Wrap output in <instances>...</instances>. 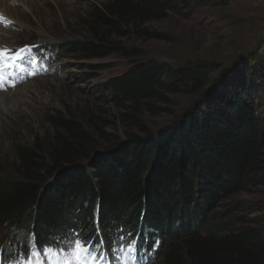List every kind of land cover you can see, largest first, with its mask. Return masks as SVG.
I'll list each match as a JSON object with an SVG mask.
<instances>
[{
  "label": "trees",
  "instance_id": "trees-1",
  "mask_svg": "<svg viewBox=\"0 0 264 264\" xmlns=\"http://www.w3.org/2000/svg\"><path fill=\"white\" fill-rule=\"evenodd\" d=\"M234 2L111 0L91 9L84 18L89 38L65 46L86 58L134 57L102 83L126 138L106 134L105 119L84 106L68 115L54 110L46 117L50 133L16 142L21 175L0 173L8 254L31 232L42 246L99 228L110 240L122 230L156 233L161 264H264V224L233 219L231 208L223 222L211 214L264 185V48L226 66L204 58L173 65L141 60L138 49L121 43L131 33L160 38L145 25L181 5ZM181 93L190 100L180 114L153 130L146 112L173 113L162 102Z\"/></svg>",
  "mask_w": 264,
  "mask_h": 264
},
{
  "label": "rangeland",
  "instance_id": "rangeland-1",
  "mask_svg": "<svg viewBox=\"0 0 264 264\" xmlns=\"http://www.w3.org/2000/svg\"><path fill=\"white\" fill-rule=\"evenodd\" d=\"M33 12L20 10L17 20H4L3 28L12 36L6 46L18 47L36 44L54 60L53 69L46 75L26 83L24 109L14 111L0 128V173L20 176L14 144L20 140L32 141L37 136L50 133L46 117L54 110L66 115L89 106L95 114L105 119L103 131L125 139V127L118 120L119 109L109 103L108 91L102 83L123 72L134 57L110 54L105 57L86 58L80 52H70L66 42L89 38L84 24L85 16L95 5L111 0H35ZM20 8V6H18ZM149 31L161 37H139L130 34L121 38L128 50L138 49L139 59H157L173 65L187 60L204 58L226 66L241 57L264 48V0H235L229 5H181L158 21L146 24ZM25 85V84H24ZM15 92V91H13ZM170 101L162 102L169 111L160 114L146 112V121L153 130L170 123L180 114L190 96L168 95ZM192 98V97H191ZM79 112V111H78ZM231 208L230 217L247 220L250 224H264V185L237 193L213 208L216 222H223V212ZM87 225L86 228H89ZM3 233L0 247L4 245ZM152 264H161V256Z\"/></svg>",
  "mask_w": 264,
  "mask_h": 264
},
{
  "label": "snow or ice",
  "instance_id": "snow-or-ice-1",
  "mask_svg": "<svg viewBox=\"0 0 264 264\" xmlns=\"http://www.w3.org/2000/svg\"><path fill=\"white\" fill-rule=\"evenodd\" d=\"M30 48H22L19 51L13 53L10 49H0V69L11 66L15 61L22 58V55L26 52H30ZM32 63H37L35 59L31 60ZM2 83V81H0ZM82 234H69L61 237L62 245L48 246L43 250H38L34 255H32L31 250L29 255L28 264H45V254L47 258L52 261V264H59V258L61 253H65L64 264H72L73 261L76 264H100L101 257L95 254L94 249L97 245L88 246L85 239H81ZM55 238L53 239V244H55ZM129 247H132L129 245ZM71 253L69 258L67 253ZM85 257L87 259L85 260Z\"/></svg>",
  "mask_w": 264,
  "mask_h": 264
},
{
  "label": "bare ground",
  "instance_id": "bare-ground-1",
  "mask_svg": "<svg viewBox=\"0 0 264 264\" xmlns=\"http://www.w3.org/2000/svg\"><path fill=\"white\" fill-rule=\"evenodd\" d=\"M35 3V0H0V16L15 21L19 17L20 10L33 12ZM8 36H12V31L0 25V48L11 47L6 46L5 41ZM27 87H29L27 84H22L13 89L0 92V128L6 125L7 117L11 113L24 109L23 105L28 100L25 98L23 90L27 91Z\"/></svg>",
  "mask_w": 264,
  "mask_h": 264
},
{
  "label": "water",
  "instance_id": "water-1",
  "mask_svg": "<svg viewBox=\"0 0 264 264\" xmlns=\"http://www.w3.org/2000/svg\"><path fill=\"white\" fill-rule=\"evenodd\" d=\"M223 79H221L220 81H222ZM214 88H211V90H213Z\"/></svg>",
  "mask_w": 264,
  "mask_h": 264
},
{
  "label": "clouds",
  "instance_id": "clouds-1",
  "mask_svg": "<svg viewBox=\"0 0 264 264\" xmlns=\"http://www.w3.org/2000/svg\"><path fill=\"white\" fill-rule=\"evenodd\" d=\"M107 3V2H106ZM106 3H104V4H106ZM100 5H102V4H100Z\"/></svg>",
  "mask_w": 264,
  "mask_h": 264
}]
</instances>
